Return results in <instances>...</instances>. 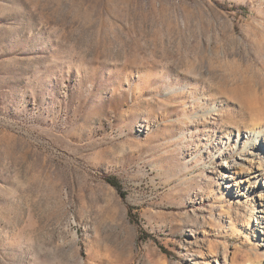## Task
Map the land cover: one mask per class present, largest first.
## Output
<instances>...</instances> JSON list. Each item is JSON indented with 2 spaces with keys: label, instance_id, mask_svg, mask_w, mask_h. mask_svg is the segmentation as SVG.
<instances>
[{
  "label": "rangeland",
  "instance_id": "rangeland-1",
  "mask_svg": "<svg viewBox=\"0 0 264 264\" xmlns=\"http://www.w3.org/2000/svg\"><path fill=\"white\" fill-rule=\"evenodd\" d=\"M258 141L264 0H0V264H264Z\"/></svg>",
  "mask_w": 264,
  "mask_h": 264
},
{
  "label": "bare ground",
  "instance_id": "bare-ground-1",
  "mask_svg": "<svg viewBox=\"0 0 264 264\" xmlns=\"http://www.w3.org/2000/svg\"><path fill=\"white\" fill-rule=\"evenodd\" d=\"M250 146H251V148H255V147H260V149H262V150H264V148H263V144H259V141L258 142H255V143H251L250 144ZM257 152V151H256ZM260 212H264L263 211V209H260L259 210ZM261 217H264V215L262 214L261 215ZM262 222H263V224H262ZM261 223L259 222V225H260V232H262L263 234H264V220L262 221ZM263 245H264V243H263ZM251 263V262H250Z\"/></svg>",
  "mask_w": 264,
  "mask_h": 264
},
{
  "label": "trees",
  "instance_id": "trees-1",
  "mask_svg": "<svg viewBox=\"0 0 264 264\" xmlns=\"http://www.w3.org/2000/svg\"><path fill=\"white\" fill-rule=\"evenodd\" d=\"M109 182H110L112 185H114L117 189H120V185H119V183H118L116 180L111 179V180H109Z\"/></svg>",
  "mask_w": 264,
  "mask_h": 264
}]
</instances>
